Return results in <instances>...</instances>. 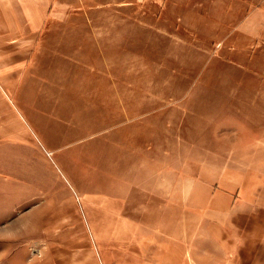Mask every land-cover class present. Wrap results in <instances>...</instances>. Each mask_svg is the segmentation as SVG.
Returning a JSON list of instances; mask_svg holds the SVG:
<instances>
[{"label":"rangeland","instance_id":"obj_1","mask_svg":"<svg viewBox=\"0 0 264 264\" xmlns=\"http://www.w3.org/2000/svg\"><path fill=\"white\" fill-rule=\"evenodd\" d=\"M125 2L55 0L0 55V264H264V46L195 54Z\"/></svg>","mask_w":264,"mask_h":264},{"label":"crops","instance_id":"obj_2","mask_svg":"<svg viewBox=\"0 0 264 264\" xmlns=\"http://www.w3.org/2000/svg\"><path fill=\"white\" fill-rule=\"evenodd\" d=\"M54 1L0 0V55H12L15 59L26 54L23 40L37 37ZM125 3L139 8L140 21L146 26L156 27L164 33L163 37L188 42L195 54L220 55L227 63L240 66L247 62L248 49L257 51L264 46L258 41L264 32V0H127ZM12 59L0 58V64L13 61L20 65ZM261 81L264 85V80Z\"/></svg>","mask_w":264,"mask_h":264}]
</instances>
